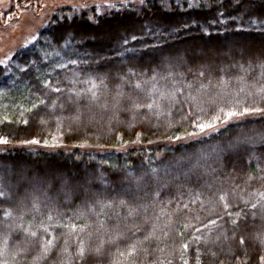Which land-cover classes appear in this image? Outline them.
Wrapping results in <instances>:
<instances>
[{
    "label": "trees",
    "instance_id": "obj_1",
    "mask_svg": "<svg viewBox=\"0 0 264 264\" xmlns=\"http://www.w3.org/2000/svg\"><path fill=\"white\" fill-rule=\"evenodd\" d=\"M0 144V264H264V0L56 11Z\"/></svg>",
    "mask_w": 264,
    "mask_h": 264
},
{
    "label": "rangeland",
    "instance_id": "obj_2",
    "mask_svg": "<svg viewBox=\"0 0 264 264\" xmlns=\"http://www.w3.org/2000/svg\"><path fill=\"white\" fill-rule=\"evenodd\" d=\"M147 1L150 0H0V66H6L16 52L33 44L39 32L49 23L52 15L60 9L69 8L74 10V13L80 14L96 8L99 13L103 14L112 11L119 5L123 7L132 6L134 9L139 10ZM162 1L168 5L172 0ZM199 1L186 0L189 5L193 6H198ZM15 2L17 3V9L15 12L7 14ZM242 118L241 116L230 117L219 127L221 128L227 123L240 121ZM216 128L218 127L207 129L201 135H193L187 141L208 136ZM28 147L44 148L48 151L66 148L61 140L53 141L46 147H39V145H28ZM6 148L5 144H0V151ZM89 149L93 148L81 147V150Z\"/></svg>",
    "mask_w": 264,
    "mask_h": 264
},
{
    "label": "snow or ice",
    "instance_id": "obj_3",
    "mask_svg": "<svg viewBox=\"0 0 264 264\" xmlns=\"http://www.w3.org/2000/svg\"><path fill=\"white\" fill-rule=\"evenodd\" d=\"M148 107H151V105H148ZM230 115H231V114H230ZM9 215H10V213H9ZM31 235L35 236V235H36V233H35V232H33V233H31ZM241 243H243V241H241ZM185 248H187V245H185ZM45 250H47V249H45ZM81 255H83V253H81Z\"/></svg>",
    "mask_w": 264,
    "mask_h": 264
}]
</instances>
